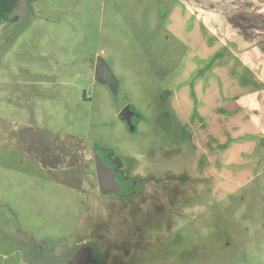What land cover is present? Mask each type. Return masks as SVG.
<instances>
[{
	"label": "rangeland",
	"instance_id": "rangeland-1",
	"mask_svg": "<svg viewBox=\"0 0 264 264\" xmlns=\"http://www.w3.org/2000/svg\"><path fill=\"white\" fill-rule=\"evenodd\" d=\"M170 11L20 0L0 25V119L49 130L44 161L0 121V264H68L86 246L98 264H264V99L262 134L230 117L239 88L194 20ZM100 59L116 85L96 79ZM57 131L85 140L82 175L52 158ZM98 155L123 191L100 187Z\"/></svg>",
	"mask_w": 264,
	"mask_h": 264
},
{
	"label": "crops",
	"instance_id": "crops-1",
	"mask_svg": "<svg viewBox=\"0 0 264 264\" xmlns=\"http://www.w3.org/2000/svg\"><path fill=\"white\" fill-rule=\"evenodd\" d=\"M163 2L171 5L170 18L182 14L189 20H194L192 30L201 32L203 39L210 45L211 55L208 60L217 59L216 65L221 62L219 66H223V70L231 74L232 84L239 88L232 98L237 99L236 104H240L243 111H240L239 115L227 111L228 115L242 118L245 120L242 127L258 132L263 120L261 114L256 115V111L263 110L264 79L258 74L248 76L246 72L248 69L245 68L262 71L264 67L263 43L256 42L260 38L258 35L261 33L262 27H264V0H162ZM200 64L198 62V65ZM231 67L232 70L235 67L241 68L238 70L241 73L236 75L230 70ZM255 69H252V72H256ZM253 81L258 84L256 85ZM258 116L260 117L256 118ZM0 121L3 124L4 122L18 124L11 130H19L20 146L26 153L32 154V150L26 148L32 147L31 143H34L35 149L37 146L44 150L45 154L42 155V159L47 161L44 158L49 155L48 128L21 124L22 122L14 120L0 119ZM0 130L4 137L7 130L2 127ZM43 131L45 132L43 133ZM54 134L60 139V143L58 145L51 143L52 158L59 157L60 166L64 162L71 163L68 164L72 166L69 170L76 176L82 175L83 171H80L79 168L84 169L88 159L85 140L60 131L54 132ZM34 154L36 156L37 151ZM69 170L67 169L68 173Z\"/></svg>",
	"mask_w": 264,
	"mask_h": 264
},
{
	"label": "water",
	"instance_id": "water-1",
	"mask_svg": "<svg viewBox=\"0 0 264 264\" xmlns=\"http://www.w3.org/2000/svg\"><path fill=\"white\" fill-rule=\"evenodd\" d=\"M96 79L103 84L116 85L117 81L109 67L105 64L103 60H98L95 68ZM121 117L125 119L130 128L134 130L133 118L135 117V112L131 109L130 106L124 108L121 112ZM97 171L100 187L103 190H113V191H123L124 186L119 181L116 173L105 164L104 159L101 155L97 156ZM96 259L93 255V249L91 247L81 248L70 261L69 264H90L95 263Z\"/></svg>",
	"mask_w": 264,
	"mask_h": 264
},
{
	"label": "trees",
	"instance_id": "trees-1",
	"mask_svg": "<svg viewBox=\"0 0 264 264\" xmlns=\"http://www.w3.org/2000/svg\"><path fill=\"white\" fill-rule=\"evenodd\" d=\"M20 0H0V25L10 19L11 14L16 10Z\"/></svg>",
	"mask_w": 264,
	"mask_h": 264
},
{
	"label": "flooded vegetation",
	"instance_id": "flooded-vegetation-1",
	"mask_svg": "<svg viewBox=\"0 0 264 264\" xmlns=\"http://www.w3.org/2000/svg\"><path fill=\"white\" fill-rule=\"evenodd\" d=\"M74 255H75V254H74ZM74 255L68 260V264H69L70 261L73 259ZM94 258H95V257H94ZM90 264H92V263H90ZM93 264H98L97 260H96L95 263H93Z\"/></svg>",
	"mask_w": 264,
	"mask_h": 264
}]
</instances>
